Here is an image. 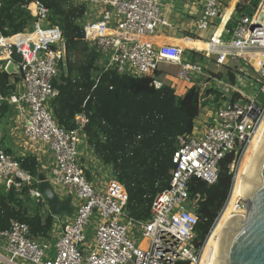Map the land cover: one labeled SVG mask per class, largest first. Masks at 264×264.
Here are the masks:
<instances>
[{"label":"built area","instance_id":"obj_1","mask_svg":"<svg viewBox=\"0 0 264 264\" xmlns=\"http://www.w3.org/2000/svg\"><path fill=\"white\" fill-rule=\"evenodd\" d=\"M196 1L201 13L194 27L205 31L220 17L223 4ZM84 4L83 40L95 48L104 70L133 78L151 76L153 87L159 89L163 84L156 78L158 64L178 66L180 81L208 91L203 103L206 97L220 102L204 123L178 137L168 188L154 197L147 220L133 221L126 212L125 190L114 176L94 185L79 161L85 114L74 116L72 130L55 122L50 102L57 96L53 82L65 59L62 33L39 2L22 6L32 17L30 26L9 36L0 33V71L7 73L13 65L12 74H7L16 80L10 81L13 90L7 96L0 95V104L4 101L11 107L12 136L22 139L41 172L49 171L51 178L45 177L53 191L59 198L61 194L74 200V216H52L37 177L20 167L17 155L0 147V186L17 192L27 187L33 205L53 220L45 237L32 236L28 224L11 220L8 229L0 232L5 243L0 244V264H198L208 236L197 247L198 198L189 196V182L195 178L214 184L220 162L232 155L228 168L233 185L234 164L264 121V0L253 17L231 18L234 27L226 34L229 38H212L203 51L153 44L150 37L156 29L168 25L161 16L160 0H84ZM197 52L222 66L235 63L230 82L212 77L204 64L193 59ZM252 84L258 91L249 95ZM235 209L244 216L241 198Z\"/></svg>","mask_w":264,"mask_h":264},{"label":"trees","instance_id":"obj_2","mask_svg":"<svg viewBox=\"0 0 264 264\" xmlns=\"http://www.w3.org/2000/svg\"><path fill=\"white\" fill-rule=\"evenodd\" d=\"M33 1L48 10L49 20L60 29L65 44V59L53 82L57 96L50 102L55 122L64 130H72L74 116L85 114L86 143L102 164L111 166L114 178L124 188L129 218L136 222L147 220L154 197L169 186L177 139L192 132L208 91L203 86L190 87L182 97H176L165 84L155 89L151 76L133 78L112 69L104 70L95 48L83 40L81 22L86 5L78 0H0L3 36L21 33L30 26L32 17L22 6ZM261 3L262 0H239L237 13L253 17ZM229 26L234 27L233 21ZM18 59L15 54L14 60ZM11 79L0 71L1 96L13 90ZM8 114H12V109L2 101L0 118ZM17 160L33 177L41 172L34 157L18 156ZM232 160L233 156L227 155L220 162L214 184L207 185L195 178L189 182V196L198 198L197 247L209 235L228 199L233 179L228 166ZM11 220L28 224L35 237H45L53 221L51 215H41L40 207L33 205L27 187L19 192L0 190V232L8 229Z\"/></svg>","mask_w":264,"mask_h":264},{"label":"crops","instance_id":"obj_3","mask_svg":"<svg viewBox=\"0 0 264 264\" xmlns=\"http://www.w3.org/2000/svg\"><path fill=\"white\" fill-rule=\"evenodd\" d=\"M221 1L223 3V8L220 17L212 21L210 27L207 30L197 31L194 27V22L199 17L201 10L196 0H160L161 16L166 19L168 25L158 27L155 31V35L150 37L151 41L155 46H160L164 44L177 45L189 49H194L197 51H203L206 49V42H208L210 39L214 38L225 40L226 38H229L226 34L232 29L229 26L232 23L231 18L235 19L240 15L239 13H237L236 9L239 0ZM227 8H231L233 10H231L232 12L230 13L229 17L224 18L223 13L225 14V10ZM203 56L205 55H202L201 53L197 52L193 56V59L204 64L206 71L212 77L225 82H230L233 73L231 65H234L235 63L228 61L225 63V65L222 66L214 62L212 60V57L207 58V56H205V58ZM230 69L232 70V73L230 72ZM178 71V66L169 65L166 63H159L157 66L156 78L162 84L171 87L176 97H182L191 86L180 81L177 78ZM160 73H164V76H159ZM11 81L15 82L14 78L11 79ZM219 102L220 101L217 100L210 101L209 98L206 97L202 109L194 121L193 127L204 123L207 120V117L212 114L213 109L217 107ZM8 133L12 141V150L10 151L11 154L15 153L17 157L29 155L28 149L22 139L19 137L12 136L10 130ZM83 146L84 151L81 153L79 152V156L83 161L82 167L85 169V173L87 175L88 180L92 184L96 185L99 181L98 169L104 167L109 168L108 171L109 173H111L110 175L112 176L113 174L111 166H106L102 164L95 157L92 149L87 145L86 141L83 143ZM0 147H3L1 145V141ZM45 157L47 159V156ZM43 161L46 160L43 159ZM43 165L45 166V164ZM95 171H97L96 174ZM94 177L95 181H92ZM2 189H4V187L0 186V190ZM59 195L60 199H65L69 197L61 194ZM74 204L75 203L71 200V205Z\"/></svg>","mask_w":264,"mask_h":264},{"label":"water","instance_id":"obj_4","mask_svg":"<svg viewBox=\"0 0 264 264\" xmlns=\"http://www.w3.org/2000/svg\"><path fill=\"white\" fill-rule=\"evenodd\" d=\"M13 65L7 73L12 74ZM38 190L44 197L52 216L73 212L71 198L60 199L53 191L43 172L37 176ZM245 214L228 234L222 254V264H264V157L258 167L249 196L241 198Z\"/></svg>","mask_w":264,"mask_h":264},{"label":"bare ground","instance_id":"obj_5","mask_svg":"<svg viewBox=\"0 0 264 264\" xmlns=\"http://www.w3.org/2000/svg\"><path fill=\"white\" fill-rule=\"evenodd\" d=\"M231 8L225 10L224 18L229 17ZM207 49V44H206ZM264 157V121L246 149L234 177L232 191L226 206L211 229L200 256L198 264H222V254L230 230L243 216L235 209L237 200L247 198L255 182L258 167ZM238 213V214H236Z\"/></svg>","mask_w":264,"mask_h":264},{"label":"rangeland","instance_id":"obj_6","mask_svg":"<svg viewBox=\"0 0 264 264\" xmlns=\"http://www.w3.org/2000/svg\"><path fill=\"white\" fill-rule=\"evenodd\" d=\"M75 1V0H74ZM77 1V0H76ZM79 1V3H84V0H78ZM223 4V3H222ZM86 5V4H85ZM87 15L88 16H92V15H90V14H88L87 13ZM87 18V17H86ZM85 18V19H86ZM89 18H91V17H89ZM84 22V21H83ZM227 39V38H226ZM160 75H163L164 76V73H160L159 74V76ZM11 77H12V75H10ZM14 81H16V80H14ZM258 91V86L257 85H255V84H252V86L251 87H248L247 88V93L249 94V95H253V94H255L256 92ZM218 106V105H217ZM11 117V114H8V115H5L3 118H0V141H1V145L5 148V149H9L10 151L12 150V141H11V138H10V136H9V130H10V128H11V122H10V118ZM196 128V127H195ZM79 139H80V144L78 145V151L81 153V152H83L84 150H83V148H84V146H83V143L86 141L85 140V136L83 135V134H81L80 136H79ZM16 151V150H15ZM17 152V151H16ZM245 152V151H244ZM244 152L242 153V155L239 157V159H238V161H237V163L236 164H234V167H233V170H234V172H233V174H235L236 175V173H237V171H238V167H239V165H240V161H241V159H242V157H243V155H244ZM11 153V152H10ZM12 154H14L15 155V153H12ZM80 163H81V165L83 164V161L81 160V158H80ZM108 167H104V168H101V169H98V171H99V174H98V176H99V180L102 182V183H106L107 181H109L110 180V178H111V173H109V171H108ZM236 172V173H235ZM97 173V171H95V174ZM44 175L48 178V179H50L51 178V175H50V173H49V171H44ZM96 177V176H95ZM95 177L93 178V180L92 181H95ZM233 184H234V182H233ZM232 191V188H231V190H230V192ZM230 194V193H229ZM228 198H229V196H228ZM73 202H74V200H72ZM227 201H228V199H227ZM227 201H226V203H227ZM238 201V200H237ZM226 203H225V205H224V207H223V210H224V208H225V206H226ZM71 206H73V205H71ZM223 210L221 211V213L223 212ZM42 215V214H41ZM221 215V214H220ZM61 215H59V216H55V217H60ZM72 216H74V213L72 214V215H70L69 217H72ZM97 220V219H96ZM92 225H90V227H91ZM215 226V225H214ZM206 242V241H205ZM205 242H204V245H205ZM0 244H2V245H5V243L3 242V241H0ZM204 245H203V247H204ZM202 250H203V248L201 249V251H200V256H201V254H202ZM3 264H5V263H3Z\"/></svg>","mask_w":264,"mask_h":264}]
</instances>
